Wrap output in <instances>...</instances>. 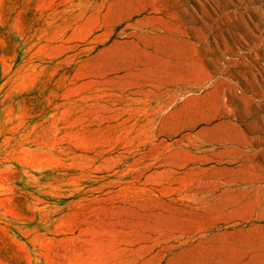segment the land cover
I'll use <instances>...</instances> for the list:
<instances>
[{"label": "rangeland", "instance_id": "obj_1", "mask_svg": "<svg viewBox=\"0 0 264 264\" xmlns=\"http://www.w3.org/2000/svg\"><path fill=\"white\" fill-rule=\"evenodd\" d=\"M0 264H264V0H0Z\"/></svg>", "mask_w": 264, "mask_h": 264}]
</instances>
